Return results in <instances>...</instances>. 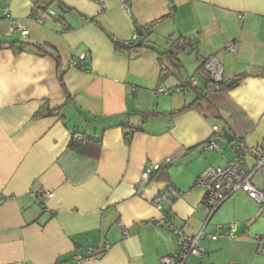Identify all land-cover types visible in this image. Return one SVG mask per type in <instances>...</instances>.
Returning a JSON list of instances; mask_svg holds the SVG:
<instances>
[{
  "label": "crops",
  "instance_id": "1",
  "mask_svg": "<svg viewBox=\"0 0 264 264\" xmlns=\"http://www.w3.org/2000/svg\"><path fill=\"white\" fill-rule=\"evenodd\" d=\"M40 1L0 0L9 11L0 42L60 55L0 51V264H162L178 246L154 197L167 185L180 191L172 222L194 237L206 216L194 188L200 174L226 166L239 143L264 145V0H59L66 9L52 2L50 12ZM132 42L142 47L117 49ZM82 55L87 70L70 68ZM211 57L224 82L243 75L238 86L213 89L203 64ZM226 125L236 144L224 139ZM75 132L102 139L99 158L69 148ZM212 141L220 150L205 148ZM245 161L251 169L254 159ZM153 164L161 172L143 181ZM253 184L264 191V171ZM205 233L204 254L188 264H264V203L245 193L222 205Z\"/></svg>",
  "mask_w": 264,
  "mask_h": 264
},
{
  "label": "built area",
  "instance_id": "2",
  "mask_svg": "<svg viewBox=\"0 0 264 264\" xmlns=\"http://www.w3.org/2000/svg\"><path fill=\"white\" fill-rule=\"evenodd\" d=\"M46 2L47 0H43ZM50 12V11H48ZM9 18V11L6 8H0V19ZM43 16L41 14H34L33 19L42 23ZM17 31L23 35H28L29 31L24 27L23 23L18 24ZM236 46L229 44L227 50L235 51ZM88 55H82L77 60L70 62V68L87 70ZM205 70L211 78L212 87L218 91L220 84L223 82V67L218 59L208 58L204 61ZM195 84V81H194ZM157 95H169V91L163 87L156 89ZM214 132L222 131L218 127H214ZM206 149L220 150L215 142H209L205 145ZM238 155L224 167H208L198 177L194 188L202 191V204L206 210L203 230L196 236L191 237L186 235L182 230L175 227L172 222L171 208L176 200H178L182 193L174 186L167 185L154 197L152 204L159 210L166 206L168 209L164 211L162 219L159 224L166 226L175 236L177 240L178 249L162 258V264H188L193 256L201 257L204 254L200 243L207 236L205 229L216 212L227 201L233 198L238 193H245L250 199L257 203H264V191L258 190L253 184V178L256 174L264 171V145L260 147H248L245 143H239ZM249 156L254 159V164L251 169L246 166V157ZM161 165L153 164L143 172L142 180L150 181L153 172L159 170ZM54 197L53 193L41 195L42 205L46 206L48 200ZM221 229V228H220ZM236 231V226L232 225L230 229V236H233ZM219 232L212 236L217 239Z\"/></svg>",
  "mask_w": 264,
  "mask_h": 264
},
{
  "label": "trees",
  "instance_id": "3",
  "mask_svg": "<svg viewBox=\"0 0 264 264\" xmlns=\"http://www.w3.org/2000/svg\"><path fill=\"white\" fill-rule=\"evenodd\" d=\"M52 2L54 4V2H58L60 4V6H62V8L66 9L65 5L63 3H61L59 0H54L51 1V3H46L44 1H40L38 3L39 6V10L43 11V12H48L50 11ZM141 43V42H140ZM137 43H117V49H127V50H134L136 48ZM4 49H8L11 50L14 54H20L23 53L25 51H36L39 55H49L51 57H53L56 60H60V55L59 52L56 48L49 46V45H39V44H34V43H28V42H0V51L4 50ZM63 72H60V81L62 83V86L64 88L65 91V95L67 97V100H71L72 99V95L71 93L67 90L66 85L63 81ZM209 77V76H208ZM243 75L236 77L230 81L227 82H222L220 84V87L218 89L219 92H227L229 90L234 89L236 86H238V84L240 83V81L242 80ZM196 94H201L198 90H195ZM45 111H42V113L39 114L38 117H44V116H48L49 113L44 114ZM144 117H150L153 115V113H142L141 114ZM225 130H228L230 133H232V135L234 136V143H237V137L235 135V133L233 132L232 128L230 126L225 127ZM224 130V131H225ZM131 140L128 139V143H130ZM69 148L81 155L84 156H88V157H92L94 159L99 158L100 154H101V150H102V139L101 138H89L87 137L84 133L81 132H75L73 133L72 139L69 143ZM161 172V167L159 169V171H155L153 172L151 179L153 178H157L158 173Z\"/></svg>",
  "mask_w": 264,
  "mask_h": 264
},
{
  "label": "water",
  "instance_id": "4",
  "mask_svg": "<svg viewBox=\"0 0 264 264\" xmlns=\"http://www.w3.org/2000/svg\"><path fill=\"white\" fill-rule=\"evenodd\" d=\"M137 34L138 37L142 38L144 35L148 34V29H138ZM136 47H142V43H137ZM222 135L228 142H234V136L228 130L223 131Z\"/></svg>",
  "mask_w": 264,
  "mask_h": 264
},
{
  "label": "rangeland",
  "instance_id": "5",
  "mask_svg": "<svg viewBox=\"0 0 264 264\" xmlns=\"http://www.w3.org/2000/svg\"><path fill=\"white\" fill-rule=\"evenodd\" d=\"M51 1L52 0H49V3H51ZM55 11V10H54ZM58 14V13H57ZM160 52H164L163 50H159ZM163 57L164 58H166V55H163ZM183 58L184 59H187V62L189 63V65L191 66L192 65V61H193V59H194V57H192V55H190L189 53H187V54H185V55H183ZM190 59H192V60H190ZM194 63V62H193ZM165 88V87H164ZM166 89V88H165ZM154 95H155V93H154ZM157 97V96H156Z\"/></svg>",
  "mask_w": 264,
  "mask_h": 264
}]
</instances>
